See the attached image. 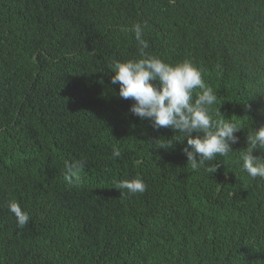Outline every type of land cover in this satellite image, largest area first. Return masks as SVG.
Listing matches in <instances>:
<instances>
[{
	"label": "trees",
	"instance_id": "16d2710c",
	"mask_svg": "<svg viewBox=\"0 0 264 264\" xmlns=\"http://www.w3.org/2000/svg\"><path fill=\"white\" fill-rule=\"evenodd\" d=\"M138 22L145 51L204 68L213 107L243 127L213 174L187 163L186 139L156 147L182 135L111 84L113 61L139 58ZM260 124L264 0H0V264H264V179L239 152ZM136 174L146 191L121 194ZM10 199L30 214L22 229Z\"/></svg>",
	"mask_w": 264,
	"mask_h": 264
},
{
	"label": "clouds",
	"instance_id": "9594fccd",
	"mask_svg": "<svg viewBox=\"0 0 264 264\" xmlns=\"http://www.w3.org/2000/svg\"><path fill=\"white\" fill-rule=\"evenodd\" d=\"M131 31L139 45V58L113 61L111 84L119 86L120 98L134 101L129 109L133 115L149 120L154 129L170 128L182 135L181 141L176 139V135L171 139H155L156 147L168 149L174 141L186 139L183 152L187 163L192 169L203 168L213 174L218 164L208 165L206 162L215 160L217 156L228 157L234 151L232 145L239 142L235 134L243 127L239 121L226 118L220 109L213 107L218 103V95L203 79L204 68L191 59L169 63L148 54L145 50L149 44L144 39L143 22L135 23ZM216 67L220 68L219 65ZM246 145L239 150L242 170L253 180L257 177L264 179V157L253 155L257 149L264 151V124L248 131ZM120 156V149L113 147L112 158ZM83 168L80 160L66 161L64 181L68 185L78 182ZM115 187L121 194L126 191L135 195L145 192L147 184L140 174H136L119 180ZM7 207L19 228L29 223V212L17 200L10 199Z\"/></svg>",
	"mask_w": 264,
	"mask_h": 264
}]
</instances>
